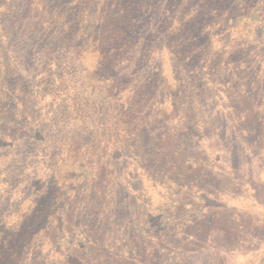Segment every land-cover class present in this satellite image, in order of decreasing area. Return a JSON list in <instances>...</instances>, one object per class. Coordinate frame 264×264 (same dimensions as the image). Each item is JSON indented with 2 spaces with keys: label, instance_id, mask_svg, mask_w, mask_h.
<instances>
[{
  "label": "trees",
  "instance_id": "obj_1",
  "mask_svg": "<svg viewBox=\"0 0 264 264\" xmlns=\"http://www.w3.org/2000/svg\"><path fill=\"white\" fill-rule=\"evenodd\" d=\"M73 1L14 0L18 23L0 25V193L12 170L24 181L35 168L0 219V264H204L209 217L169 190L137 194L129 160L171 109L153 66L196 12L184 0Z\"/></svg>",
  "mask_w": 264,
  "mask_h": 264
},
{
  "label": "rangeland",
  "instance_id": "obj_2",
  "mask_svg": "<svg viewBox=\"0 0 264 264\" xmlns=\"http://www.w3.org/2000/svg\"><path fill=\"white\" fill-rule=\"evenodd\" d=\"M13 1L0 0V25L18 23L10 13ZM179 1L160 4L171 8ZM184 2L185 13L195 11V17L184 24L177 52L171 47L153 66L156 85L169 83L160 100L171 109L161 128L142 131L129 158L145 181L135 191L147 186L161 197L169 190L185 211L209 217L213 239L204 264H264V0ZM25 86L28 91L33 83ZM165 139L170 148L164 150ZM34 169L23 168L24 181L16 169L10 172L0 219L29 195Z\"/></svg>",
  "mask_w": 264,
  "mask_h": 264
}]
</instances>
